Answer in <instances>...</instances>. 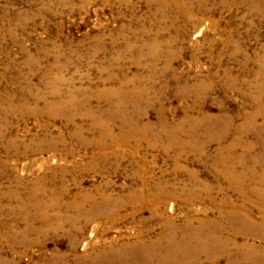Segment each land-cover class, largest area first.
<instances>
[{
    "label": "rangeland",
    "instance_id": "1",
    "mask_svg": "<svg viewBox=\"0 0 264 264\" xmlns=\"http://www.w3.org/2000/svg\"><path fill=\"white\" fill-rule=\"evenodd\" d=\"M0 264H264V0H0Z\"/></svg>",
    "mask_w": 264,
    "mask_h": 264
},
{
    "label": "bare ground",
    "instance_id": "2",
    "mask_svg": "<svg viewBox=\"0 0 264 264\" xmlns=\"http://www.w3.org/2000/svg\"><path fill=\"white\" fill-rule=\"evenodd\" d=\"M218 244V243H217ZM224 246V245H223ZM219 247V246H218ZM177 250V249H176Z\"/></svg>",
    "mask_w": 264,
    "mask_h": 264
}]
</instances>
